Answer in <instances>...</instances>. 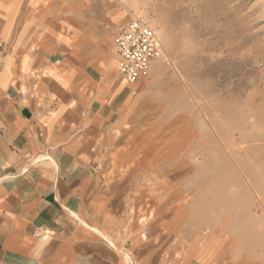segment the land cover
Returning <instances> with one entry per match:
<instances>
[{
  "label": "rangeland",
  "instance_id": "374dc122",
  "mask_svg": "<svg viewBox=\"0 0 264 264\" xmlns=\"http://www.w3.org/2000/svg\"><path fill=\"white\" fill-rule=\"evenodd\" d=\"M133 19L163 54L128 84L115 38ZM0 67L103 105L133 86L102 170L125 248L146 241L133 264H264V0H0Z\"/></svg>",
  "mask_w": 264,
  "mask_h": 264
},
{
  "label": "crops",
  "instance_id": "0c3cea01",
  "mask_svg": "<svg viewBox=\"0 0 264 264\" xmlns=\"http://www.w3.org/2000/svg\"><path fill=\"white\" fill-rule=\"evenodd\" d=\"M5 70L0 67V264H128L121 251L133 255L146 241L141 236L125 248L102 170L133 86L123 83L129 94L103 105L52 75L24 92ZM83 221L116 238L122 250Z\"/></svg>",
  "mask_w": 264,
  "mask_h": 264
},
{
  "label": "built area",
  "instance_id": "2783aa9c",
  "mask_svg": "<svg viewBox=\"0 0 264 264\" xmlns=\"http://www.w3.org/2000/svg\"><path fill=\"white\" fill-rule=\"evenodd\" d=\"M118 73L128 83H136L152 63L162 57L163 44L141 19L125 24L115 38Z\"/></svg>",
  "mask_w": 264,
  "mask_h": 264
},
{
  "label": "bare ground",
  "instance_id": "6f19581e",
  "mask_svg": "<svg viewBox=\"0 0 264 264\" xmlns=\"http://www.w3.org/2000/svg\"><path fill=\"white\" fill-rule=\"evenodd\" d=\"M219 137H221V136H219ZM74 216H77V215H74ZM224 222L226 223V221H224ZM84 224H85V226H87L88 228H90L94 233H96L98 236H100L103 240L107 241L115 250H117V251L118 250H122V249H119V246L117 245V243L110 236H108L107 234H105L104 232H102L100 229L95 228V227H91L86 222H84ZM240 238H242L244 240L245 239H250L252 245L257 244V242L259 241L258 240V235L254 231L248 229L247 227L244 228L243 233L241 234V237ZM121 253L124 256V258H125V260H126V262L128 264H133V259H132L131 255L128 252L121 251ZM205 264H208V262H205Z\"/></svg>",
  "mask_w": 264,
  "mask_h": 264
}]
</instances>
